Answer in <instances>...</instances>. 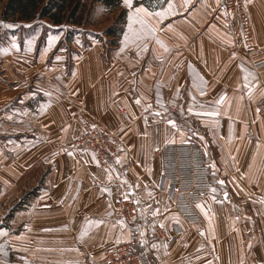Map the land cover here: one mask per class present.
<instances>
[{
  "label": "crops",
  "instance_id": "crops-1",
  "mask_svg": "<svg viewBox=\"0 0 264 264\" xmlns=\"http://www.w3.org/2000/svg\"><path fill=\"white\" fill-rule=\"evenodd\" d=\"M244 4L256 55L223 0H133L165 15L132 30L121 0L119 46L73 49L68 65L65 25L9 32L0 0V264H99L134 231L144 264H264V0ZM96 122L121 132L108 166L77 144ZM194 136L215 191L189 225L161 188L159 150ZM122 196L133 222L116 210Z\"/></svg>",
  "mask_w": 264,
  "mask_h": 264
},
{
  "label": "built area",
  "instance_id": "built-area-1",
  "mask_svg": "<svg viewBox=\"0 0 264 264\" xmlns=\"http://www.w3.org/2000/svg\"><path fill=\"white\" fill-rule=\"evenodd\" d=\"M224 2L229 15L237 20L245 49L250 55L260 53V49L255 47L252 23L244 0H224ZM258 115L264 121V99L258 105ZM120 136V131L102 122H96L82 131L77 144L94 153L101 164L108 166L119 153ZM159 152L163 156L164 166L161 188L166 190L174 208L186 223L201 224L203 220L196 207L213 189L212 171L206 151L197 141L192 140L187 143L167 144ZM116 210L124 220L135 221L137 205L132 199L120 197ZM175 239L176 237L169 239L167 243L170 245ZM142 247V238L134 231L132 240L108 251L99 264H144Z\"/></svg>",
  "mask_w": 264,
  "mask_h": 264
},
{
  "label": "rangeland",
  "instance_id": "rangeland-1",
  "mask_svg": "<svg viewBox=\"0 0 264 264\" xmlns=\"http://www.w3.org/2000/svg\"><path fill=\"white\" fill-rule=\"evenodd\" d=\"M79 1L83 5V9L81 12L82 25L77 26V25L68 24L67 22L63 24L66 26L64 27L66 28V31L69 35L67 39L68 65L74 63V58L76 56V53L72 51L73 49L76 50L80 48H88L91 46H99L107 50L110 49L111 47L119 46V43L124 34V28L126 24V21L121 20L122 13L123 11H125L122 8V6L118 8L117 7L115 8L113 6L108 8L100 0H79ZM224 8L227 12L225 2H224ZM48 22L50 23V21ZM34 23H36V26H38V30H41L40 27L41 22L35 21ZM34 23L22 22L16 24H9L11 27H8L6 29L9 32H18V31L23 32V29L26 26ZM110 29H114L116 32L121 31L123 29L121 38L118 41H116L115 38L107 35V32ZM45 30H48L46 26H45ZM74 37H77V40H74ZM189 131H193V130H189ZM192 138H193L192 140L199 141L198 137L194 136ZM142 254L144 255L145 261L147 259H150V256H148L143 250H142Z\"/></svg>",
  "mask_w": 264,
  "mask_h": 264
},
{
  "label": "trees",
  "instance_id": "trees-1",
  "mask_svg": "<svg viewBox=\"0 0 264 264\" xmlns=\"http://www.w3.org/2000/svg\"><path fill=\"white\" fill-rule=\"evenodd\" d=\"M2 21L6 24L34 23L48 20L53 25L64 23L82 25L83 5L79 0H2ZM106 7H121V0H100ZM126 11H123L121 20L126 21ZM123 29L115 31L110 29L107 35L118 41Z\"/></svg>",
  "mask_w": 264,
  "mask_h": 264
},
{
  "label": "snow or ice",
  "instance_id": "snow-or-ice-1",
  "mask_svg": "<svg viewBox=\"0 0 264 264\" xmlns=\"http://www.w3.org/2000/svg\"><path fill=\"white\" fill-rule=\"evenodd\" d=\"M124 5L130 10L129 13V29L132 30V25L136 22L143 23V21L140 19L141 17H151V16H156V17H163L165 13L163 12H152L149 11L148 9L144 7H134L133 5V0H123ZM172 5H169V8H171ZM134 8V11L132 9ZM5 27H11L10 25H6ZM149 33L153 32V29L148 30ZM137 39H141L142 37L140 36L139 33L136 34ZM57 39V37H49V42L51 43L52 40ZM144 51H147V48L145 47L143 49ZM202 80V77L200 78ZM206 83V82H205ZM204 94L203 89H201V95ZM224 101V96H220L219 99L216 101V104H220ZM139 103V101H137ZM200 108L203 109L204 105H200ZM189 112H192V107H189ZM197 116H218L219 115V109L218 108H213L211 111H201V112H196L195 113ZM155 115H159V113H156ZM169 124H172L173 127H176L175 122L172 119L168 120ZM201 139H203L201 137ZM174 142V141H173ZM71 154V153H70ZM207 154V153H205ZM94 158V157H93ZM212 167L214 168L215 165L213 164ZM219 183L223 184V181H220ZM215 191V189H213ZM227 194H225L226 196ZM197 207H200V205H197ZM99 223V222H97ZM143 235V233H141Z\"/></svg>",
  "mask_w": 264,
  "mask_h": 264
}]
</instances>
